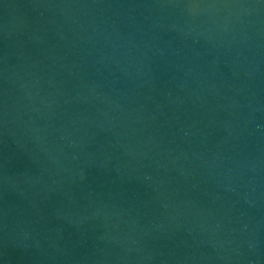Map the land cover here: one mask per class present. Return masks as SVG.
<instances>
[{
    "label": "water",
    "instance_id": "obj_1",
    "mask_svg": "<svg viewBox=\"0 0 264 264\" xmlns=\"http://www.w3.org/2000/svg\"><path fill=\"white\" fill-rule=\"evenodd\" d=\"M0 264H264V0H0Z\"/></svg>",
    "mask_w": 264,
    "mask_h": 264
}]
</instances>
